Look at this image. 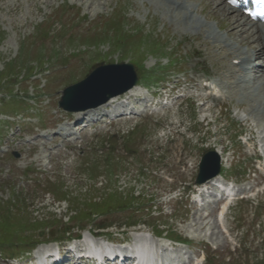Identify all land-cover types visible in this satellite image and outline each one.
I'll return each mask as SVG.
<instances>
[{"label": "rangeland", "instance_id": "rangeland-1", "mask_svg": "<svg viewBox=\"0 0 264 264\" xmlns=\"http://www.w3.org/2000/svg\"><path fill=\"white\" fill-rule=\"evenodd\" d=\"M97 1L0 0V133H5L0 138V246L10 243L24 248L30 243L52 240L51 236L65 230L71 235L84 236L95 231L109 238L117 236L112 232L128 231L126 236H130L133 230L145 234L154 231L187 239L197 248L210 238L219 250L214 264L223 263L227 257L230 264H264V198L258 197V206L255 202H238L223 218L227 233L222 234L217 231L213 217L199 219L196 215L193 219V206L189 207L188 201L177 200L184 192L183 187L193 184L200 156L208 149L221 153L226 175L245 178L246 174H233L234 166L243 162L249 168L250 146L246 147L243 141L252 132L258 140L264 131V74L243 79L244 87L231 106H222L220 124H210L206 134L198 138L181 136L166 144L157 135L154 120L138 121L133 131L110 135L109 139L81 136L82 140L77 139L74 147L66 148L59 137L44 143V138L36 134L41 127L51 128L63 115L57 102L67 83L82 79L98 64L144 60L149 68L163 66L169 58L178 59L181 55L188 58L187 67L196 70L205 67L209 75L214 72L216 76L219 67L212 64L209 46L204 42L208 41L209 31L225 32L217 29L219 25L235 38L247 43L251 40L253 47H260L255 35L241 39L243 34L236 33L240 26L237 31L230 30L233 18L217 6L220 0H200V5L198 0H192L197 7V19L185 12L181 16L171 13L157 0H117L114 12L120 11V17H124L118 33L110 27L98 30L92 24L100 19L98 11L113 14L115 0ZM58 5V9L68 10L67 14H61V19H57L59 10H52ZM77 10L91 21L86 26L88 29L79 31L78 25L73 27L66 19L77 21ZM55 20L68 24L69 27L63 28L64 36L58 35V28L51 29ZM134 27L152 33L149 37L154 41L156 34L169 45L177 41L178 52L162 46L167 54L152 56L147 51L150 44L147 40L124 41L120 33L132 32ZM96 33L103 37L84 36ZM67 35L74 38L67 39ZM137 40L141 44H135ZM244 41L240 44L245 46ZM73 49L81 53L68 57L71 63L67 70L66 66L64 72L54 73ZM258 62L263 63V58ZM175 69L171 68L172 72ZM13 98L23 104L12 103ZM6 102L15 110L3 109L1 105ZM209 109L206 106L202 115L207 120L213 113ZM189 114L182 115V120H187ZM223 125L244 132L241 142L232 139V135L225 138ZM123 126L125 123L114 130L121 131ZM200 129V124L199 128L193 125V130ZM104 141L111 142L109 148H102ZM34 142L36 145H32ZM14 152L18 157L12 155ZM116 192L117 197L126 200L109 201L108 194ZM147 199H152L154 206ZM124 202L127 204L122 205ZM101 224L108 228L96 230ZM233 240L237 242L235 248L227 243ZM1 247L6 252L17 250L14 246ZM1 249L0 264H10L9 255H4ZM34 252L18 255L20 264H26L27 256L33 258Z\"/></svg>", "mask_w": 264, "mask_h": 264}, {"label": "water", "instance_id": "water-1", "mask_svg": "<svg viewBox=\"0 0 264 264\" xmlns=\"http://www.w3.org/2000/svg\"><path fill=\"white\" fill-rule=\"evenodd\" d=\"M136 81L135 72L130 64L100 66L85 80L65 89L60 105L69 110L77 111L95 107L106 102L110 97L123 93ZM212 153L204 156L198 181L214 176L218 171L215 160L213 170L203 173L207 160Z\"/></svg>", "mask_w": 264, "mask_h": 264}, {"label": "bare ground", "instance_id": "bare-ground-1", "mask_svg": "<svg viewBox=\"0 0 264 264\" xmlns=\"http://www.w3.org/2000/svg\"><path fill=\"white\" fill-rule=\"evenodd\" d=\"M162 1L163 2L169 1L173 5L172 6L170 4L164 3V5L166 6V10H168V11L172 10L175 6L182 8V7H184V4L186 5V3H188V5H190L192 8H194V6H195V3H194L195 1H192V0H168V1L162 0ZM199 1L200 0H198V4L200 5ZM221 4H222V1L219 2L218 6L222 10L223 8L220 6ZM226 16H231V18H233V19H231V29L230 30L233 29V31L234 30L237 31L238 27L240 26V30H238L236 33L243 34V36H241V39L244 38L245 36H248V35L250 37L251 34L244 27L245 21L242 18H237V16L229 14L228 12H226ZM256 29H257V32L259 33V35L263 34L262 33L263 29L261 27H256ZM233 33H235V32H233ZM227 34L231 35L228 32H227ZM231 36H233V35H231ZM248 45L251 46L252 42L250 41L248 43ZM262 54H264V53L262 51H260L257 55L260 56ZM238 57H241V56H232L231 59H237ZM247 59H249V57L244 56L242 60L246 61ZM231 65L232 64H230L228 66L222 65V67H221V69H223V72H225L224 77L221 80V86H222V88L227 89L229 95H231L235 92V89L231 90V87H233V86H231L232 83L229 82V79L234 75V72H236V71H234V68ZM135 89H138V86L133 87L132 89L128 90L126 93H124L122 95L112 97L110 100H108L105 104H103L101 106H98V107L92 108V109H88L86 111L74 112V115L77 117V119H80V118L84 119L85 118L90 123L97 121V120H101V118L103 116H109V115H125V116H127V114L132 113V112H129V110H131V108L128 106L129 102L128 103L126 102V100H125L126 98L121 100V97H123V95H130L131 97L136 96L138 94V92ZM145 102H146V99H145V97H143L142 102H140L139 104L143 105ZM100 109H102V111H103L102 114L98 113V111ZM221 177L222 176H217V177L211 179L210 181L198 186V193L202 196L207 195V193H208L207 187H209L211 190L217 191V194L214 196V198H213V195H212V197H210V198H213V200L211 201L213 205H215V202H216L215 198L217 197V195L221 194L222 189L225 190L226 192H229V188L226 187V185L224 184ZM217 187H219V188H217ZM199 206L201 207V205H199ZM226 206H227V202L222 205L220 213H219V218H220V215L223 214ZM202 211H204V212H202ZM211 213H212V210L208 209L206 207L199 208L198 210L195 211V214L198 215L199 219L204 218V217L210 215ZM196 215H195V217H196Z\"/></svg>", "mask_w": 264, "mask_h": 264}, {"label": "trees", "instance_id": "trees-1", "mask_svg": "<svg viewBox=\"0 0 264 264\" xmlns=\"http://www.w3.org/2000/svg\"><path fill=\"white\" fill-rule=\"evenodd\" d=\"M117 194H119V193H111V194H109L108 196H107V198H109V201L110 200H114V199H116V200H119V201H121V200H123V201H125L126 199H124V198H121V197H118L117 198ZM83 216V215H82ZM103 226H105L104 224H101V225H99V228H102ZM68 230H65V231H63L64 233H66Z\"/></svg>", "mask_w": 264, "mask_h": 264}]
</instances>
